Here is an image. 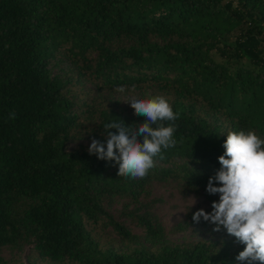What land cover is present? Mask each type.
<instances>
[{
  "label": "trees",
  "instance_id": "16d2710c",
  "mask_svg": "<svg viewBox=\"0 0 264 264\" xmlns=\"http://www.w3.org/2000/svg\"><path fill=\"white\" fill-rule=\"evenodd\" d=\"M59 54L82 61L101 86L172 87L176 145L144 178L66 150L80 122L63 93L68 79L52 72ZM119 119L136 128L145 117L101 109L95 139ZM249 130L264 139V0H0V246L78 264H240L244 245L224 229L218 242L168 245L145 211L136 218L148 246L118 253L101 249L84 220L104 216L133 242L101 200L136 199L151 180H179L218 201L205 189L226 135Z\"/></svg>",
  "mask_w": 264,
  "mask_h": 264
},
{
  "label": "clouds",
  "instance_id": "9594fccd",
  "mask_svg": "<svg viewBox=\"0 0 264 264\" xmlns=\"http://www.w3.org/2000/svg\"><path fill=\"white\" fill-rule=\"evenodd\" d=\"M126 90V86L116 89ZM127 103L135 115L145 117L144 122L136 128L120 119L107 123L103 142L93 138L87 151L99 160L118 164L119 177L144 178L154 167V158L163 159L162 149L176 145L179 113L162 96ZM14 118L15 113H10L9 119ZM223 148L224 154L217 158L220 168L208 178L205 189L219 199L212 202L210 212H194L192 221L214 225L216 232L224 229L243 244L235 257L240 264H264V139L252 130L229 132Z\"/></svg>",
  "mask_w": 264,
  "mask_h": 264
},
{
  "label": "rangeland",
  "instance_id": "374dc122",
  "mask_svg": "<svg viewBox=\"0 0 264 264\" xmlns=\"http://www.w3.org/2000/svg\"><path fill=\"white\" fill-rule=\"evenodd\" d=\"M85 56L93 59L95 53L89 51ZM56 59L52 72L68 79L63 93L74 102V111L79 114L80 122L76 135L67 142L66 150L87 151L91 140L96 136L97 113L101 109L111 108L135 115L134 109L127 103L132 99L146 100L162 96L171 103L175 96L169 84L158 82L137 84L134 90L133 85H122L126 86L127 90L120 93L116 91L119 86H101L90 75L84 63L78 59L74 60L75 58L71 59L69 54H59ZM203 191L186 186L179 180L163 182L151 180L136 199L127 195L103 197L101 204L104 210L135 236L133 242L122 240L104 216H100L96 221L84 220L85 228L101 249H111L118 253L129 252L135 246H148L143 239V229L136 218L137 214L147 211L156 218L163 232V242L168 245H192L199 240L218 242L225 233L222 230L213 231L214 226L211 224L204 225L192 221L183 229L178 228L179 225L192 220V214L197 210L211 211V204ZM152 247L156 248L157 245L154 244ZM29 263L78 264L67 258L51 260L38 253L32 245H25L20 249L0 246V264Z\"/></svg>",
  "mask_w": 264,
  "mask_h": 264
}]
</instances>
